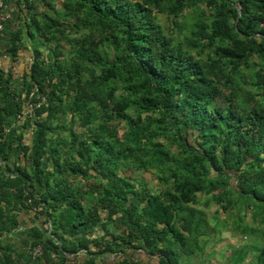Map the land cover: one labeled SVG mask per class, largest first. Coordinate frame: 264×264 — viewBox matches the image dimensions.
Instances as JSON below:
<instances>
[{
	"label": "trees",
	"instance_id": "obj_1",
	"mask_svg": "<svg viewBox=\"0 0 264 264\" xmlns=\"http://www.w3.org/2000/svg\"><path fill=\"white\" fill-rule=\"evenodd\" d=\"M43 1L50 4L23 0L24 34L20 28L9 31L11 63L22 50V35L32 52L19 92L10 90V67L0 68V231L17 225L16 211L40 205L36 215L49 222V233L65 253L89 246L97 253L112 252L104 240L108 236L129 249L157 255L163 264H179L172 244L191 257L190 245L214 234L196 207L199 196L221 203L226 211L235 194L264 222V0H167L172 19L196 4L211 12L179 41L171 36L177 28L172 19L168 32L157 22L164 0H65L62 12L38 22L34 5ZM68 19L73 20V35L62 30L61 21ZM81 30L86 32L76 36ZM57 39L76 55L66 69L58 64L56 48L49 47ZM214 44V58H200ZM42 45L49 47V61L38 51ZM107 51L111 61L103 60ZM253 56L259 64L254 72L259 102L246 108L234 93L233 75ZM223 88L229 90L225 96ZM32 89L44 101L29 124L23 120L17 133L5 132L7 101L12 97L17 111ZM60 114L70 123L77 117L84 126L98 122L96 130L80 142L72 133L69 141L56 136V144L49 136ZM103 119L126 125L123 157L145 159L153 169L167 166L169 190L151 194L117 176L119 158L113 144L103 140ZM166 134L185 156L168 155L160 140ZM59 144L73 146L62 159ZM73 153L76 164L71 162ZM43 160L50 162L49 168L42 166ZM67 169L85 179L93 172L98 196L90 189L72 188L62 178L69 175ZM91 197L97 206H81V198ZM114 220L121 224L122 235L108 233L106 223ZM97 231L101 236L92 237ZM32 234L43 254L50 241H41L35 229ZM254 259V264H264V240ZM86 264H94L92 257Z\"/></svg>",
	"mask_w": 264,
	"mask_h": 264
},
{
	"label": "rangeland",
	"instance_id": "obj_2",
	"mask_svg": "<svg viewBox=\"0 0 264 264\" xmlns=\"http://www.w3.org/2000/svg\"><path fill=\"white\" fill-rule=\"evenodd\" d=\"M63 1L65 0H49L50 4L47 1L36 2L34 5L35 19L38 22H42L44 17H50L54 15L55 12H62L61 5ZM166 5H168L167 0H164L162 5L164 10L156 16V19L164 28L165 32H168L167 27L172 17L165 7ZM210 15L211 12L206 9L203 4H196L193 7L184 8L175 19H172L177 24V28L172 31L171 36L177 41L182 40L184 36H188L189 30L193 28V24L197 19L203 17L205 20H208ZM72 22V19L61 21L63 32H72L70 29ZM85 32L86 31L81 30L75 35L79 36ZM73 34L74 33H71V35ZM55 36L58 35L55 34ZM57 40V44L53 42L49 47L56 48V52L59 54L57 57L58 64L62 69H66L72 61L76 60V55L74 49L64 40ZM49 47L48 45L38 47L41 57L46 61H49ZM215 47L216 44L204 50L200 58L203 59L206 55L214 58L213 53ZM24 51L29 55L27 58H30L32 55L30 44ZM104 59L106 61H111L113 59L111 51H107L103 60ZM258 66V60L253 56L248 60V66L246 68L240 67L239 72L233 75L234 93L237 98L242 100L246 108L251 107L256 101L259 102V93L254 85V72ZM52 80L53 83L56 81L55 78H52ZM228 92V89L223 88L222 96H225ZM70 101L71 99L65 100L64 104H68ZM127 115L130 116L131 112L128 111ZM99 120L102 119L99 118ZM103 122H105L107 127L106 135L103 137V140L104 142L109 141L113 144L114 155L117 154L119 158L116 163L118 166L116 170L117 176L132 184L135 189L141 186L151 194H161L169 190L171 188V183L168 181L167 166H159L153 169L145 165V159H139L136 156V159L132 161L128 157H123L121 153L127 145L124 138L127 129L126 125L123 122H117L112 119H103ZM97 123L98 122H92L84 126L77 117L70 123L66 114H60L54 122L56 127L49 136V139L56 142V144V136H60L61 139L69 141L72 140L70 136L72 133L76 141L80 142L81 140H86L87 137H91L90 131L96 130ZM25 132L24 134H26ZM160 140L171 158L179 159V157L185 156L181 153V147L169 137V134L164 135ZM72 147L73 146H69L68 144L67 147H63L62 144H59L58 150L61 159L64 158L66 152L71 150ZM72 155L73 158L71 162L76 164L78 159L74 156V153ZM12 160L13 157L10 158L9 163L12 162ZM49 165L50 162L43 160V167L47 166L49 168ZM67 172L69 175L62 174L63 176H61L72 188L81 187L82 190L90 189L98 196V182L96 179L91 178L94 174L93 172L88 173L90 176L88 179L69 171V169H67ZM211 175H213V173H211ZM232 200L233 206L223 211L220 207L221 203L217 204L209 197L199 196V203L196 207L204 213L208 225L214 229V234L207 238L200 237L196 243L190 245L189 249L191 252L193 251L191 257L187 254H183L184 252H182L178 245L172 244L171 249L177 254L176 258L179 264H254L257 250L261 247L264 240V222L255 214L253 207L245 205V202L240 200L235 194H233ZM80 201L81 206L86 209L88 207L97 206V199L95 197L84 198V200L81 198ZM100 216L104 218L106 217V213L100 212ZM106 224L113 225L115 232H117L118 229L120 231L117 220Z\"/></svg>",
	"mask_w": 264,
	"mask_h": 264
},
{
	"label": "crops",
	"instance_id": "obj_3",
	"mask_svg": "<svg viewBox=\"0 0 264 264\" xmlns=\"http://www.w3.org/2000/svg\"><path fill=\"white\" fill-rule=\"evenodd\" d=\"M6 9L10 14V21L7 22L3 30L0 31V68L7 69L10 67L13 74L12 85L10 90L19 92L22 88V74L25 71L29 56L24 50L29 47L28 39L22 35L19 45L22 50L18 52V57L11 63L10 56L7 53L9 31L12 32L18 28L24 34L23 21L25 16L23 0H4ZM25 52V53H24ZM10 65V66H9ZM26 65V66H25ZM25 66V68H24ZM7 117L4 127L11 131V134L18 132L20 123L15 121V101L10 97L6 104ZM24 138L29 139L28 131L25 132ZM23 204V203H22ZM24 205V204H23ZM25 206V205H24ZM18 223L6 231H0V264H86L87 259H93L94 264H115L122 259H128L127 263L135 260L140 264H163L157 255H147L140 249H129L127 245L121 242H114L108 236L104 240L114 249L112 252L97 253L98 249L89 246L88 250L78 249L73 253H65L59 246V241L54 239L49 233V222L46 223L42 216L32 214L28 209L21 208L16 211ZM108 223V222H107ZM110 223V222H109ZM120 231L115 232L113 225H106L108 233L112 235H122L121 224ZM37 230L40 235L39 239L44 243L48 240L50 244H45L43 254L36 259H32L31 252L33 248L40 245V242L33 236L32 230ZM101 232H96L92 237L99 238ZM67 238V237H65ZM101 249V248H100ZM45 250V251H44ZM89 251V252H88ZM91 253V254H89ZM94 253V255H93ZM130 256V257H129ZM126 263V264H127Z\"/></svg>",
	"mask_w": 264,
	"mask_h": 264
},
{
	"label": "built area",
	"instance_id": "obj_4",
	"mask_svg": "<svg viewBox=\"0 0 264 264\" xmlns=\"http://www.w3.org/2000/svg\"><path fill=\"white\" fill-rule=\"evenodd\" d=\"M10 14L8 10L6 9L4 0H0V31L3 30L4 24L10 21ZM44 95L43 94H36V90L32 89L28 93L25 94V104L22 108L16 111L15 113V121L21 122L23 120H26L27 123H29L30 119L34 116V111L39 108V106L44 101ZM8 129H5V132H8ZM20 157V156H19ZM24 205H29V201L26 202V204L23 202ZM29 210L32 214H37L40 211V205H34L29 206ZM50 228V225H49ZM42 254V247L40 245L33 248L31 252L32 259H36ZM127 264H140L135 260L129 261Z\"/></svg>",
	"mask_w": 264,
	"mask_h": 264
}]
</instances>
